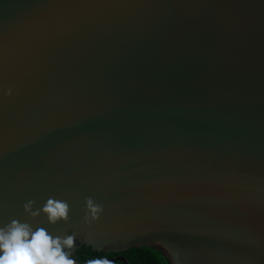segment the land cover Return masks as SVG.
I'll return each instance as SVG.
<instances>
[{
	"label": "water",
	"instance_id": "obj_1",
	"mask_svg": "<svg viewBox=\"0 0 264 264\" xmlns=\"http://www.w3.org/2000/svg\"><path fill=\"white\" fill-rule=\"evenodd\" d=\"M13 221L74 249L264 264V0H0Z\"/></svg>",
	"mask_w": 264,
	"mask_h": 264
},
{
	"label": "clouds",
	"instance_id": "obj_2",
	"mask_svg": "<svg viewBox=\"0 0 264 264\" xmlns=\"http://www.w3.org/2000/svg\"><path fill=\"white\" fill-rule=\"evenodd\" d=\"M34 201L24 205L26 211L33 216H38L40 210L31 211ZM87 209L92 219L98 218L102 211L100 206L94 205L93 200L88 198ZM42 211L48 216L50 223L55 224L58 220L68 221L70 206L65 201L49 199L43 206ZM87 214L85 219H87ZM75 237L50 235L44 228L32 230L28 224H21L13 221L6 229H0V264H77L76 259H70L71 251L74 249ZM65 248L69 251L66 252ZM103 253V250H96L95 255L85 256L80 264H116L115 258H89L91 256H106L113 254Z\"/></svg>",
	"mask_w": 264,
	"mask_h": 264
},
{
	"label": "flooded vegetation",
	"instance_id": "obj_3",
	"mask_svg": "<svg viewBox=\"0 0 264 264\" xmlns=\"http://www.w3.org/2000/svg\"><path fill=\"white\" fill-rule=\"evenodd\" d=\"M91 249V248H90ZM89 247L83 246L79 249H73L71 251V254L69 256L70 259H76L77 264H80V261L88 255H95L96 251L90 250ZM132 249V248H131ZM133 249H139V248H133ZM151 250L150 255L151 257H154V259L158 260L161 264H169L168 260L160 253V251L156 249L149 248ZM68 252L69 250H65ZM104 254H107L109 252H103ZM127 255L132 256V258H128ZM142 256H138L137 254L134 255V252H131L130 249L122 251V252H114L113 254H108L106 256H91L89 258H109L113 259L115 258L116 264H150L151 259H144L141 258Z\"/></svg>",
	"mask_w": 264,
	"mask_h": 264
},
{
	"label": "trees",
	"instance_id": "obj_4",
	"mask_svg": "<svg viewBox=\"0 0 264 264\" xmlns=\"http://www.w3.org/2000/svg\"><path fill=\"white\" fill-rule=\"evenodd\" d=\"M130 250H131V252H134V255L137 254L138 256L139 255L142 256L141 258L151 259L150 264H161L158 260L154 259V257H151V255H150L151 250L149 248H145V247L139 248V249H133L132 248ZM127 256H128V258H132V256H130V255H127Z\"/></svg>",
	"mask_w": 264,
	"mask_h": 264
}]
</instances>
